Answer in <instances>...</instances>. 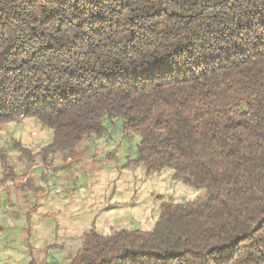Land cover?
<instances>
[{"label": "trees", "instance_id": "1", "mask_svg": "<svg viewBox=\"0 0 264 264\" xmlns=\"http://www.w3.org/2000/svg\"><path fill=\"white\" fill-rule=\"evenodd\" d=\"M26 118L53 131L44 158L121 120L124 170L205 191L84 233L68 264H264V0H0V123Z\"/></svg>", "mask_w": 264, "mask_h": 264}, {"label": "rangeland", "instance_id": "2", "mask_svg": "<svg viewBox=\"0 0 264 264\" xmlns=\"http://www.w3.org/2000/svg\"><path fill=\"white\" fill-rule=\"evenodd\" d=\"M104 125L106 127L104 135L87 138V141L79 147V152L85 155L84 158L87 161L74 163L72 164L74 168L70 167L71 170L66 171L59 157L52 158L49 167L43 165L32 170V166L42 165L43 161L42 155L33 157L31 154L41 153V150L53 138V131L43 127L38 120L26 118L15 123H0V150L9 164L14 166L18 182L2 189L1 179L4 171L0 160V264H27L30 262L32 250L40 264L69 263L65 254L56 250L55 246L53 247L60 241L61 235L58 232H61V229L64 232L65 230L57 221L50 222V211L40 210L42 213L36 216L35 223L27 220L29 215L35 213L32 209L35 198L31 196L29 201V196L22 199L18 194L22 191L21 193L25 192L28 195L31 192L28 189L33 190V187L29 185L22 188L23 183H20L25 181L29 171L37 175L38 183H41L45 192L52 196L53 192H56L57 196L63 189L70 190L76 187L74 191L79 192L77 196L79 194L82 196L78 200L81 203V215L79 214L80 217L77 220L78 234L92 229L89 221L92 214H102L104 211L108 212V219L112 220L101 223L103 228L100 226L99 233L102 231L112 233L119 229L148 231L158 220L159 212L156 208L159 198L164 200L176 198L177 201L184 202L196 199L201 192L205 193L204 190L197 191L180 183L179 186L196 194L195 197L191 195L194 198L188 200L190 194L179 191L178 182L172 179L173 172L168 170L151 177L155 181L148 179L143 173H138L124 180V184L119 186L116 178L123 173L129 161L136 158L140 137L133 132L125 131L121 120H106ZM18 145L28 149L31 154L21 152L17 148ZM54 166L57 167L53 168ZM112 171L115 178L108 177L109 173L105 176V172ZM60 183L64 188L59 185ZM84 198H88V202H96L99 208L93 207L90 209L91 214H88L87 200ZM110 206L114 209L109 210ZM30 245L33 246L32 250L29 248ZM68 247L69 250L78 249V246L71 242Z\"/></svg>", "mask_w": 264, "mask_h": 264}, {"label": "crops", "instance_id": "3", "mask_svg": "<svg viewBox=\"0 0 264 264\" xmlns=\"http://www.w3.org/2000/svg\"><path fill=\"white\" fill-rule=\"evenodd\" d=\"M52 141H53V138L41 150V153H38V154H31V152L27 149L30 152L29 154H31L33 157L34 156L37 157V155H39V154L42 155L43 164L42 165L32 166V170L37 169L39 167H43V165H47L49 167V164L51 162V159L52 158L55 159L57 157H59V159H60V161H61V163H62V165L64 167V170H66V171L67 170H71L69 168L72 167V164H74V163L80 162L82 160L87 161V159L84 158L85 155L82 154L81 152H79V147L82 145V143L84 141H87V140H84L81 143V145L79 147H77V149H76L77 155L74 156V157L73 156H70L67 152H64V153L63 152H56L54 154H48L47 157L44 158V156L42 154V151L45 148H47L49 145H51L52 144ZM56 167L57 166H54L53 168H56ZM72 168H74V166ZM45 172L46 173H49L51 171H49V172L48 171H45ZM122 172L123 173L120 174V176H118L116 178V179H118L117 182H119L118 183L119 186H121V185L124 184L123 183L124 180L130 179L132 176H136L138 173H143L144 176H146L148 179H150L154 175H157V174H153V175L147 176L143 167H138L135 171H132V172L131 171H128V170H123ZM106 175L108 177L110 176V178H112V179L115 178V174H114L113 171L111 173L110 172H105V176ZM123 175H125L127 178H125V176L123 177ZM171 175L173 176V173ZM3 177H4V174H3ZM3 177L1 179V182H2V186L1 187H2V189L5 188V187L8 188V186L13 185V184H18L17 178H16L17 177L16 176V171H15V178L12 179V180H9L6 183L3 182ZM160 178L163 179V177H160ZM78 179H79V177H78ZM151 180H154V178H151ZM38 181H39V179H38L37 175L35 173H30V171H29V174L26 176L25 181L20 182V183H23V184H21L22 185L21 186L22 188L28 187V185H29V187L30 186L33 187V190L28 189V191H31V192H29L28 195L25 192L21 193L22 191H20V193L18 194V196H19V198H22V199H26L29 196L28 197V200L30 199L31 196L35 198L34 199V206L32 208L33 209V212H35V213L28 216V218H27L28 222H31L32 221L33 223H35L36 222V216L37 215H40V213H42V212H40V210H46V212H49L50 211V216H51L50 222L52 220L53 221L55 220L59 224H61V226L64 228L65 232L63 231V229H61V232L60 231L58 232V234L60 233V235H61V237L59 238L60 241H58L57 244L55 243L53 245V247L55 246L56 250H59V251H62L60 249L62 245L64 246V248L67 247V248H65L66 249V252L65 251H62L65 254V257L67 256L66 253L68 251L69 252L73 251V250H69L68 244L70 242H71V244L74 243V244H76L79 247L80 246L79 240H80V238L82 237V235L84 233H86V232H88L89 230H92V229L96 230L99 233L101 231L100 230V226H101L100 224L103 223V222H106V221L108 223L109 221L112 220V219H108L109 216L107 214L108 212H106V211H104L102 214H98V213L96 215L95 214H92L91 217L89 216L90 218L87 217V218H89V221L91 223L90 226H92L91 227L92 229H89L88 231L84 230L83 233L78 234V231L79 230L77 229V226H78L77 220H78V218L81 215V209H80L81 208V203L78 200H80L82 196H81V194H79V196H77L79 192L74 191V189L76 187H74V188H72L70 190L63 189L62 190V193L61 194H57V196L55 194L56 192H53L52 193L53 196H54L53 197L51 194L45 192V190L43 189L44 186L41 183H38ZM160 181L162 182V180H160ZM111 182L113 184V181H111ZM25 184H27V186ZM179 184L180 183L177 184V188L179 189V191H181V192H183L185 194L186 193L190 194V198H188V200H190L191 198H194L196 196V194H193V193L189 192V190L187 188H183V187L179 186ZM59 185H61V183ZM96 185H98V182H96ZM61 187L64 188L63 185H61ZM91 189L94 190L93 188H91ZM191 195H193L194 197H191ZM84 200H87L86 209H87V213L88 214H91L90 209H93V207L99 208L98 205L96 204V202H94V200H93L94 203L88 202V198H84ZM175 201H177L176 198H175ZM158 202L159 203H158V206H157L156 210L159 212L160 200ZM21 206H23V205H21ZM108 209L111 210L112 209L111 206ZM101 227L103 228V226H101ZM50 231L53 232V230H50ZM67 233H69V235H67ZM100 234H102V235H109V234H111V232L110 233H106V232L102 231ZM54 240L56 241V239H54ZM32 247L33 246L30 245L29 248L32 250ZM32 252H33V250L31 251L30 260L29 261H31V260L34 259V260H36L39 263L38 259L33 254L34 252L33 253Z\"/></svg>", "mask_w": 264, "mask_h": 264}]
</instances>
